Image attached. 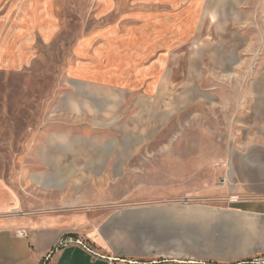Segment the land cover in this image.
I'll return each mask as SVG.
<instances>
[{"label": "rangeland", "instance_id": "374dc122", "mask_svg": "<svg viewBox=\"0 0 264 264\" xmlns=\"http://www.w3.org/2000/svg\"><path fill=\"white\" fill-rule=\"evenodd\" d=\"M250 91L264 92V0H0V183L19 190L25 176L38 172L41 185L79 183L44 178L48 166L38 162V149L55 135L66 140L54 154H66L62 146L74 137L83 140L76 147L91 152L108 143L123 150L116 146L129 135L116 125L118 116L97 112L132 107L139 94L141 110L157 108L158 118L165 108L206 106L213 115L220 106V148L210 145L211 119L204 131L186 127L181 115L159 128L142 114L134 125L142 155L203 158L195 167L204 165V178L179 177L188 169H178V162L166 167L173 178L140 176L154 163L138 154L125 163L128 178L104 184L124 186L123 205L180 201L187 185L223 183L213 158L223 159L225 141L244 137L245 119H258L256 109L264 105V99L246 98ZM161 184L169 191L154 189ZM107 197L115 202L121 196Z\"/></svg>", "mask_w": 264, "mask_h": 264}, {"label": "crops", "instance_id": "0c3cea01", "mask_svg": "<svg viewBox=\"0 0 264 264\" xmlns=\"http://www.w3.org/2000/svg\"><path fill=\"white\" fill-rule=\"evenodd\" d=\"M228 58L234 60L232 56ZM141 97L137 95L132 107H108L97 112L118 116L116 125L129 135L127 142L134 148L130 154L125 151L126 141L116 146H122L121 151H114L115 146L108 143L91 152L81 149L83 140L77 137L62 146L66 154H54V149L61 148L66 138L50 135L47 146L41 145L37 152L38 162L45 161L48 166L44 178H77L79 183L41 185L39 172L36 176H25L19 190L0 183V264H243L264 259V105L256 109L258 119L249 122L245 119L244 137L225 141L223 159L218 155L213 158L223 178L221 185H187L181 188L180 194L185 197L180 201L123 205L124 186H119V181L117 187L104 184L107 179L128 178L126 162L141 157L153 159L148 160L154 163L149 167L151 171H146L148 174H144L145 170L138 171L140 176L166 179L173 173L166 167L178 168L174 162L180 163L178 169H188L179 177L200 180L205 176L204 165L195 167L198 161L205 162L203 158L180 157L178 161L171 155L159 156V161L165 164L161 169L157 156L142 155L139 149L144 141L133 138L137 135L134 125L140 115L147 116L144 118L148 125L159 128L171 126L177 115L182 116L186 127L197 131H204L206 122L212 121V129L207 127L212 131L210 145L221 147L220 106L218 112L213 106V115L206 112V106H186L178 112L165 108L158 118L157 108H150L149 112L146 109L145 113L141 110ZM245 97L263 100L264 92L250 91ZM76 144L80 145L76 147ZM55 162H68V165L56 166ZM77 162H83V167H76ZM190 170L194 171L189 174ZM199 170L203 172L198 174ZM90 180H96L94 185ZM161 186L154 189L169 191L171 187ZM159 190L152 193L159 194ZM144 193L148 192H139ZM110 194L121 197L111 202L107 197ZM21 231L25 234L17 236ZM69 238L83 241L95 254L74 242L60 244Z\"/></svg>", "mask_w": 264, "mask_h": 264}, {"label": "built area", "instance_id": "2783aa9c", "mask_svg": "<svg viewBox=\"0 0 264 264\" xmlns=\"http://www.w3.org/2000/svg\"><path fill=\"white\" fill-rule=\"evenodd\" d=\"M25 234L24 231H21L20 233H16L17 236H23ZM76 243L77 245H80L83 249H85L87 252L91 253V254H95L94 251L90 248V246L86 245L83 241L80 240H72V239H66V240H62L60 242L61 245H65L67 243ZM243 264H264V259L263 258H257V259H253L250 262H246Z\"/></svg>", "mask_w": 264, "mask_h": 264}]
</instances>
